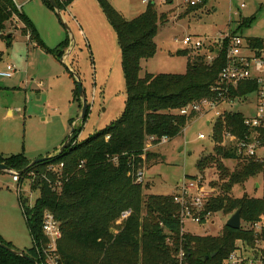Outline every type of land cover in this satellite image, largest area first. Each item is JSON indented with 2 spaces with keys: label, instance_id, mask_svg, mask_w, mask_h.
I'll return each instance as SVG.
<instances>
[{
  "label": "trees",
  "instance_id": "obj_1",
  "mask_svg": "<svg viewBox=\"0 0 264 264\" xmlns=\"http://www.w3.org/2000/svg\"><path fill=\"white\" fill-rule=\"evenodd\" d=\"M206 1L190 6L195 8ZM42 2L53 10L47 0ZM97 2L117 37L124 74V108L121 115L103 129L81 141H74V134L63 153L31 165L19 175L20 181H24L34 173L30 187L39 194L33 207L27 208L26 214L23 212L32 246L22 252L45 264L37 251L45 244L41 220L43 211L48 210L60 222L59 264H172L180 247L186 251L187 264H224L238 240L250 239L248 228L232 229L225 225L219 235L183 233L179 208L172 201V195L145 194L131 173L142 163L148 136L155 137V142L162 137L172 139L190 120L199 116L196 112L180 114L183 107L204 99L217 103L239 101L247 94H257L258 85L251 80L230 87L227 93L212 90L225 64L226 39L221 46L218 43L212 46L215 56L211 61L206 59L202 49L178 50V55L186 57L183 74L145 73L140 77L141 61L156 52L158 22H165L166 18L158 15L152 1L132 19L124 18L108 0ZM14 16L22 22L21 33L28 41L46 53L62 57L70 43L68 36L55 48L47 47L31 20L18 10L13 0H0V37L6 23ZM253 19L254 16L241 18L240 27L251 24ZM246 43L259 49L264 38H248ZM72 93L80 101L76 85ZM245 117L240 112L224 110L213 122L211 140L215 144V156L199 159L198 166L215 162L222 182L220 193L205 203L201 216L217 212L231 216L240 209L241 221L250 225L264 212V193L261 197L244 195L240 198L229 194L234 184L258 174L264 176V164L241 160L231 148L222 146L226 130L237 136L247 131L243 124ZM217 157L236 159L237 164L229 171ZM0 163L20 171L30 161L22 153L0 154ZM126 210L130 211L128 218L115 225L120 213ZM114 227L118 230L111 232ZM0 243L14 248L1 235ZM0 264L35 263L0 247Z\"/></svg>",
  "mask_w": 264,
  "mask_h": 264
},
{
  "label": "rangeland",
  "instance_id": "obj_2",
  "mask_svg": "<svg viewBox=\"0 0 264 264\" xmlns=\"http://www.w3.org/2000/svg\"><path fill=\"white\" fill-rule=\"evenodd\" d=\"M15 1L45 45L55 48L66 38L65 27L42 0ZM149 1L166 20L158 22L156 52L141 61L140 77L145 73H185L186 57L177 54L178 50L186 49L182 44L185 36L202 39L204 46L215 45L219 34L229 31H237L245 40L264 38V0H207L195 8L189 5V0ZM108 2L126 19L143 12L148 4L142 0ZM242 2L246 6L240 8ZM67 8H60L61 16L74 39L70 41L69 46L73 47L69 55H64V62L28 41L21 33L23 24L18 18L6 23L0 37V69L10 64L15 71L9 78L0 77V154L22 153L30 162L48 153L56 154L72 129L74 141H81L109 125L123 111L124 74L113 28L97 0H71ZM252 16L251 24L240 27L241 18ZM201 51L204 52L205 47ZM76 77L88 105L84 120L79 118L81 100L72 93ZM257 102L255 93L231 104L223 102L212 110L198 113L176 137L161 143L145 142L144 158L139 165L145 173L143 182L139 183L144 193L172 195L182 180L188 182L190 178L201 177L205 185L210 183L217 196L222 181L215 162L198 166L199 159L215 156L211 133L216 112L235 111L252 117ZM199 134L204 138H198ZM222 144L226 147L224 138ZM218 159L229 171L237 164L233 158ZM30 184L29 178L15 182L10 172L0 171V233L19 251L32 246L17 195L19 191L22 203L27 206L25 211L29 202L34 205L39 194L31 190ZM263 193L261 174L234 184L229 191L234 198L261 197ZM229 217L221 212L213 213L202 224L185 221L183 229L197 235H219ZM241 227L249 225L241 221ZM117 230L114 227L111 232Z\"/></svg>",
  "mask_w": 264,
  "mask_h": 264
},
{
  "label": "built area",
  "instance_id": "obj_3",
  "mask_svg": "<svg viewBox=\"0 0 264 264\" xmlns=\"http://www.w3.org/2000/svg\"><path fill=\"white\" fill-rule=\"evenodd\" d=\"M55 1L60 5V8L68 10V3L71 0ZM142 1L148 2V0ZM199 2L200 0H189V5H196ZM245 6L244 2L240 4V8ZM13 18L17 19L16 16ZM225 39L227 40L225 64L219 72L217 85L214 86L212 90H219L222 91V93H227L230 87L234 88L243 82L252 80L258 85V102L256 104L257 109L255 115L252 117H245L243 120V124L247 131L242 136H237L230 130H226L223 134L224 140L226 146L233 150L236 157L241 160L250 159L264 164V44L262 48H252L247 45L246 40L238 33L232 34L231 31L219 34L217 42L214 43L215 45L218 43V45L221 46L222 40ZM204 43L205 42L202 39L193 36H185L182 40V44L189 50L203 49L205 47L203 53L206 54V59L211 61L215 56V52L212 49V46L214 47L215 45L210 43L207 46H204ZM14 71L15 68L12 65L6 64L4 68L0 69V77L9 78L13 75ZM223 102L232 103V101L228 102L225 100L221 103ZM221 103H217L212 99H204L200 102L186 105L179 111V113L182 115H189L192 112L202 114L212 110ZM216 115V117H218L220 112H216ZM198 138L202 139L204 136L199 134ZM155 141L156 138L153 136H148L145 140L147 143ZM166 141V137L157 140L158 143ZM141 158L143 160V154L141 155ZM59 166H62V164ZM11 174L13 181H20L17 173L12 172ZM131 175L138 184L142 183L145 177V173L140 167L136 170L133 169ZM30 177L29 181L31 182L34 179L35 174L31 173ZM262 177L264 179V176ZM24 184L25 183H23V185ZM17 189L19 190V187ZM17 195L20 197L19 200L22 211L26 214L25 208L27 206L22 203L23 199L19 191ZM212 197H215L213 189L211 186L205 185L201 177L195 179L190 178L188 182L183 180L180 182L176 191L172 194V201L179 208L181 232H186L183 229V225L187 220L196 224H201L202 220L206 222L209 219V216L211 215L210 213L201 216L200 212L203 210L205 203ZM32 207L33 205L29 202L28 209H31ZM129 215V210L121 212L119 218L115 221V224H120L123 220L128 218ZM248 230L251 232L250 239L238 240L234 249L224 260V264H264V212L256 221L249 225ZM41 232L45 239V244L41 245V249L37 251V254L42 256L45 264H59L57 240L61 236L60 222L54 214L48 210H45L42 213ZM172 264H187L186 251L183 247H180L175 253L174 262Z\"/></svg>",
  "mask_w": 264,
  "mask_h": 264
},
{
  "label": "water",
  "instance_id": "obj_4",
  "mask_svg": "<svg viewBox=\"0 0 264 264\" xmlns=\"http://www.w3.org/2000/svg\"><path fill=\"white\" fill-rule=\"evenodd\" d=\"M51 6V8L53 9V11L56 13L57 17L59 18V20L61 21V23L63 24V26L65 27L66 31H67V36L69 38V42L73 41V35L72 32L69 28V26L67 25L66 22H64V20L62 19L61 16V10L60 7L58 6V4L56 3L55 0H47ZM71 43V42H70ZM69 43V44H70ZM73 46H69L67 50H65L64 54L62 55V57L60 58V61L64 60V55H69V53L71 52ZM64 62V61H63ZM68 69V68H67ZM77 78V77H76ZM75 85L77 87V91H78V95L79 98L81 100V114L79 116V118L81 120H83L86 116L87 110H88V105L86 103V100L83 97V90H82V86H81V82L78 80H75ZM73 132L74 129L71 130V132L69 133V135L67 136L66 140L64 141V143L62 144V146L59 148L58 152L54 155H49V156H45V157H40L37 158L33 161L30 162V164L25 167L24 169L20 170V171H16V170H11L9 169L4 163H0V171H8L10 173H17L18 175L23 174L24 172L27 171L28 167L37 163H41L44 161L49 160L50 158H52L53 156H57L61 153L64 152V150H66L72 140V136H73ZM225 225L229 228L232 229H239L241 227V215H240V209H237L226 221ZM0 247L7 250L8 252H10L11 254L14 255H19L24 257L25 259L29 260L30 262H33L35 264H41L38 263L36 261H34L30 256L26 255L25 253H23L22 251L16 250L15 248L12 247H8L3 243H0ZM213 256V254L211 255Z\"/></svg>",
  "mask_w": 264,
  "mask_h": 264
},
{
  "label": "crops",
  "instance_id": "obj_5",
  "mask_svg": "<svg viewBox=\"0 0 264 264\" xmlns=\"http://www.w3.org/2000/svg\"><path fill=\"white\" fill-rule=\"evenodd\" d=\"M14 1V3L16 4V6L19 8V10L21 11V5L20 4H18L15 0H13ZM36 29V28H35ZM37 31V30H36ZM39 35V34H38ZM63 41V40H62ZM60 43V42H59ZM58 43V44H59ZM57 44V45H58ZM56 45V46H57ZM47 46V45H46ZM48 47V46H47ZM50 48V47H49ZM65 52V51H64ZM54 57L56 58V59H58L55 55H54ZM73 83H74V81H73ZM73 91V90H72ZM46 155H50V153H48V154H46ZM0 235L2 236V238L5 240V241H8V242H10L11 244H12V241H10V240H7V239H5L4 238V236L2 235V233H0ZM13 245V244H12ZM14 246V245H13Z\"/></svg>",
  "mask_w": 264,
  "mask_h": 264
}]
</instances>
